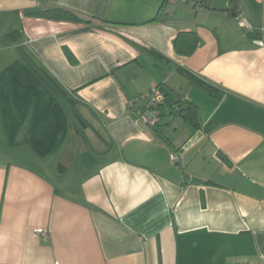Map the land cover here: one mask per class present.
I'll list each match as a JSON object with an SVG mask.
<instances>
[{
	"label": "crops",
	"instance_id": "obj_1",
	"mask_svg": "<svg viewBox=\"0 0 264 264\" xmlns=\"http://www.w3.org/2000/svg\"><path fill=\"white\" fill-rule=\"evenodd\" d=\"M163 1L0 0L14 49L74 110L57 121L41 92L5 97L0 264H264V0H167L156 20ZM52 7L82 21L37 15ZM181 33L196 37L189 56ZM155 87L165 140L128 106Z\"/></svg>",
	"mask_w": 264,
	"mask_h": 264
},
{
	"label": "rangeland",
	"instance_id": "obj_2",
	"mask_svg": "<svg viewBox=\"0 0 264 264\" xmlns=\"http://www.w3.org/2000/svg\"><path fill=\"white\" fill-rule=\"evenodd\" d=\"M222 2L226 3V0H222ZM17 26L16 18L9 16L5 17L0 14V152L7 149L9 141L13 142L15 138L13 134H10V131L8 132L9 127H7L15 124V116L12 115L5 118L2 116V111H6L10 108L5 105L7 102L5 97L7 94H10L11 91L41 92L39 93V102L44 101V99H47L46 101L49 102L50 98H53L56 103L58 109V111L55 112L57 121L60 119L64 121L68 114H70L71 118L74 117V110L69 103V99L63 97V95L60 99L57 98L55 96L57 89H55V86L47 78L46 74L40 68L37 69L32 66V60L29 58L28 54L24 50H15V43L7 39L6 34L9 31H18L20 33L19 29L17 30ZM14 36L16 37V33H14ZM31 77L36 78L38 82L35 84L33 83V85L29 87L28 83L31 81ZM19 81H21V83ZM166 122L167 118L162 121L161 126H164ZM174 122H177L176 125L183 128V123L180 118H176ZM176 125L172 124L169 131L165 130L164 133L166 135H172L174 130L178 129ZM4 127H7L6 129L8 130H5ZM11 152L15 153V147L11 149Z\"/></svg>",
	"mask_w": 264,
	"mask_h": 264
},
{
	"label": "trees",
	"instance_id": "obj_3",
	"mask_svg": "<svg viewBox=\"0 0 264 264\" xmlns=\"http://www.w3.org/2000/svg\"><path fill=\"white\" fill-rule=\"evenodd\" d=\"M234 1V0H233ZM167 2V0H164L162 4L160 5L158 12L156 14L155 19H159V17L162 15L164 5ZM221 11H228V10H221ZM37 15H39L41 18L52 20V21H64V22H73L78 23L82 21V18L76 13L71 10L65 9V8H58V7H52V8H46L43 11L39 12ZM87 21V20H86ZM14 33H16V37L14 36ZM20 36V33L18 31H9L6 34V37L9 41L15 42L16 38ZM195 37L192 33H181L179 34L173 42L174 50L179 55L189 56L193 53L194 49L197 46V42L194 40L192 41L191 37ZM196 38V37H195ZM180 73L185 75L189 78H194L189 72L186 70L179 68ZM200 82V81H198ZM200 84L204 85L202 82ZM165 97V96H164ZM166 99V97H165ZM166 101V100H165ZM177 107L176 111L172 112L173 115H179L181 116L185 122H187L190 125H195L194 117H195V108L194 106L190 104H182L181 102L176 103ZM159 126V123L152 127L159 136L164 139L160 134V130L157 129ZM165 140V139H164Z\"/></svg>",
	"mask_w": 264,
	"mask_h": 264
},
{
	"label": "built area",
	"instance_id": "obj_4",
	"mask_svg": "<svg viewBox=\"0 0 264 264\" xmlns=\"http://www.w3.org/2000/svg\"><path fill=\"white\" fill-rule=\"evenodd\" d=\"M172 1H180L182 3L186 1H191L193 3H196V0ZM240 25L250 30V27L247 25L243 17H240ZM144 99L146 103L141 109L136 108L137 100L129 101L128 106L136 112V115L139 118L140 122H142V124H144L146 127L152 128L160 122V107L164 104L166 99L157 87L152 88ZM170 159L172 160V162H176V154H171ZM38 234L42 237L45 242L48 240V235L45 231L39 230Z\"/></svg>",
	"mask_w": 264,
	"mask_h": 264
}]
</instances>
